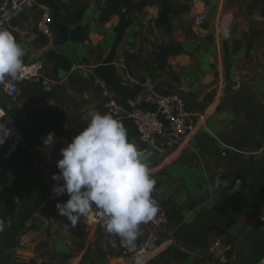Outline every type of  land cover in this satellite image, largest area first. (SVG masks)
Instances as JSON below:
<instances>
[{"label":"crops","instance_id":"obj_1","mask_svg":"<svg viewBox=\"0 0 264 264\" xmlns=\"http://www.w3.org/2000/svg\"><path fill=\"white\" fill-rule=\"evenodd\" d=\"M5 1L9 0H0V6ZM77 1L39 0L50 10V38L36 35L35 11L23 13L0 25L7 28L18 43L24 42L26 54L23 64L36 60L43 63L41 80L49 82L50 90L45 91L53 93L54 97L41 105L52 106L59 111L55 116L58 123L56 141L61 147L71 142L63 133L68 122L84 113L104 111L105 99L101 90L115 92L124 109L132 110L139 106L140 99L143 101L140 83L149 78L155 80L162 93L184 91L186 108L195 115L196 134L201 136L204 129H211L209 121L206 127L202 125L218 107L215 102L208 103L210 95L206 91L207 82L213 78L215 64L221 63L217 60L222 48L219 41L223 40L221 23L228 21L233 26L231 38L226 39L233 51L240 46L253 53L264 48V0H202L194 4L190 0H130L103 21H99L103 3L95 11V0H80V3L87 4L82 18L78 22L67 23L64 7ZM242 2L247 3V9L241 8ZM229 3L230 10L226 8ZM202 10L207 11L206 15L202 13L203 21L211 20L210 28L196 25ZM222 55L224 57V53ZM240 56V61L244 62L246 58ZM255 78L259 84L264 83L261 76ZM18 103L20 106L28 105L22 100ZM121 122L128 133V127H132L130 122ZM196 134L172 147L166 157L154 161L149 167L152 178H161L159 172L162 168L174 166L186 169L178 168V177L189 174V165L180 166V163L185 155L195 152ZM261 145L258 148L263 151L264 139ZM53 157H60L59 149ZM38 176L39 182L43 183L42 177ZM48 183L57 182L52 180ZM222 201L218 198L210 207H219ZM203 205L188 207L185 213L179 208H169V212L173 213L172 220L175 213H179L183 223H190ZM39 209L29 221V229L20 235L19 244L7 264H28L30 260L48 262L56 253L64 257V264H89L91 259L94 264H101L100 257L105 255L108 264H129L126 258L118 260L114 255L110 256V252L117 251V238L104 229L90 228L78 236L68 233V236H60L63 240L48 238L49 227L40 219ZM173 224L175 230L179 223L176 220ZM263 224L264 212L237 216L229 220L219 234L212 235V238H221L227 247L224 255L218 258L210 256L207 239L201 245L186 244L183 251L188 253V258L169 264H244L235 258V251L249 230L261 229ZM52 228L54 235L61 233L56 225ZM105 236H108L110 244L105 243ZM164 262L162 259L157 264Z\"/></svg>","mask_w":264,"mask_h":264},{"label":"rangeland","instance_id":"obj_2","mask_svg":"<svg viewBox=\"0 0 264 264\" xmlns=\"http://www.w3.org/2000/svg\"><path fill=\"white\" fill-rule=\"evenodd\" d=\"M190 1L194 4L192 0ZM230 4L226 6L228 10H230ZM246 4V2H242L240 4L241 8L247 9ZM206 12L202 10L198 14V17L202 19L201 23H196L199 27H211L209 25L211 20L203 21L205 17L202 16V13L206 15ZM231 28L233 30V26ZM219 42L222 48H220V55L217 60L221 63L218 64L217 62L215 64L213 78L211 77L207 82L208 90L206 91L210 95L208 96V103L215 102L218 107L213 111L212 117L207 119L206 123H203L204 125L201 124L206 127L207 121H209L211 129H204L205 132H201V136L200 133L196 134L198 131L195 129L197 148L193 154L185 155L182 163H180V166L189 165L191 168L189 174L186 173L178 177L179 169L186 170L185 167L174 166L169 169L167 167L166 169L162 168L159 172L161 178L155 180L156 185L152 196L157 197L165 209L169 220L168 227L171 232L174 231L175 225L173 223L176 221L172 220L173 213L169 212V208L183 209L182 211L185 213L188 207L200 206L203 203V208L213 206V201H218V197L212 188L209 175L213 172L222 171L237 172L243 163L253 161L262 155V149L258 147L262 146L264 139V83L259 84L255 77L259 75L261 80L264 78V48L257 49L253 53L252 51H245L240 46L239 49L233 51L227 45L226 39ZM222 53H224V57ZM240 55L246 58L247 61H240ZM236 56H238L237 60H233V57ZM169 93L181 95L185 99V93L182 89ZM0 98L3 99L2 96ZM205 133L209 134L205 136ZM237 143L240 144L239 148L235 146ZM38 175L37 172L31 173L32 179L39 185L37 191L40 192L42 197L39 215L43 223H47L49 227L46 236L61 239V235L68 236V233L71 234L70 222L66 217L59 214L56 203H64L67 199L63 195L55 198L52 192L55 184L44 181L39 184L40 180L38 179L40 177ZM52 225L59 227L61 231L59 235H54L51 232ZM72 235L78 236L80 234L72 233ZM212 237L208 238L207 244L213 240ZM105 238L107 239L105 243L110 244L111 241H108V236H105ZM173 243L174 240L171 237V244L167 247L172 246ZM116 247L117 251L110 252V256L114 255L118 260L126 258L129 260V264H135L136 259H140V256L134 253L124 254L120 251L118 241ZM167 247L162 248L155 256H152L146 262H142V264H157V261L162 259L165 260V264H169L171 261L177 262L161 256V253ZM181 248L183 249L185 246ZM51 260L48 261L51 264H64L65 262L64 257L57 253ZM89 261V264H94L93 259ZM108 261V257L105 255L100 257L99 262L108 264ZM120 264H123V262Z\"/></svg>","mask_w":264,"mask_h":264},{"label":"trees","instance_id":"obj_3","mask_svg":"<svg viewBox=\"0 0 264 264\" xmlns=\"http://www.w3.org/2000/svg\"><path fill=\"white\" fill-rule=\"evenodd\" d=\"M79 1L64 7V20L67 23L78 22L82 18L87 4ZM129 2L130 0H104L99 21L105 20L121 4L126 5ZM40 83L41 81L22 83L17 102L11 103L8 110L14 116L18 130L24 135V145L7 157H4L6 148H0V264L11 261L12 251L18 246L20 235L29 229V221L41 206V194L37 191L39 185L31 177L35 159L30 149L43 147L42 138L47 133L54 132L57 135L58 123L55 116L59 113L58 109L41 105L54 95L45 91ZM0 96L3 97L1 94ZM21 100L28 105L20 106L18 102ZM7 103L6 98H0V104L4 106ZM87 114L68 122L64 128V137L71 141L86 126L84 117ZM132 127H128L127 134L138 146L140 142L135 128ZM235 146L239 148L240 144ZM236 173L248 182V191L241 196L224 199L219 207L200 209L190 223H183L182 216L175 213L173 220H177L179 224L173 231L174 243L161 253L162 257L184 261L188 258V253L181 247L186 244H203L212 235L219 234L226 223L237 216L264 212V149L260 157L243 163ZM235 258L244 264L260 263L264 258V224L261 229L247 232L235 251ZM28 264L51 263L30 260Z\"/></svg>","mask_w":264,"mask_h":264},{"label":"clouds","instance_id":"obj_4","mask_svg":"<svg viewBox=\"0 0 264 264\" xmlns=\"http://www.w3.org/2000/svg\"><path fill=\"white\" fill-rule=\"evenodd\" d=\"M220 33L223 39L231 38L228 21L221 23ZM24 55L14 35L0 26V77L14 78L23 67ZM84 119L86 126L60 149L61 158L56 162L59 174L51 176L57 182L52 188L54 197L68 196L64 203H56V208L75 226L95 206L101 210L104 230L134 249L139 225L158 212L152 196L156 181L120 120L98 111L89 112ZM11 134L12 129L0 123V145ZM55 142L54 132L42 138L46 148ZM135 264L142 261L137 258Z\"/></svg>","mask_w":264,"mask_h":264},{"label":"built area","instance_id":"obj_5","mask_svg":"<svg viewBox=\"0 0 264 264\" xmlns=\"http://www.w3.org/2000/svg\"><path fill=\"white\" fill-rule=\"evenodd\" d=\"M192 1L194 3L201 2V0ZM30 11L36 12L34 27L36 35L50 38L52 36L50 10L46 4L39 2V0H9L3 2L0 6V25L6 24L11 19ZM197 22L201 23L202 19L198 17ZM43 68V63L36 60L23 64L22 69L14 78L0 77V94L8 101L4 106L0 104V115H5L0 117V123H4L12 129V134L3 145H0V148H6L4 157L9 156L19 146L24 145V135L18 130L14 116L8 112L11 103L17 102L22 83L41 81L43 89L50 90L49 82L41 80ZM140 87L145 106H137L132 110L124 109L118 102L115 92L101 90V96L105 99L104 112L111 114L120 121L128 120L135 128L140 142L137 148H154L156 151L154 160L156 161L166 157L172 147L195 132V115L187 110L186 100L181 95L162 93L152 78L146 79L140 84ZM62 147L58 146L56 141L51 148L43 146L30 149L35 159L32 172L39 173L41 167L47 166L51 168V175L53 173L59 174L56 162L61 157L55 159L53 153ZM63 197L68 199L67 194H64ZM153 198L157 203L158 212L152 219L139 225L140 235L135 242L134 249L124 246L120 238L114 235L117 238L119 250L124 254L134 253L138 256L144 254L147 256L145 257L146 260H148L162 248L171 244L173 232L169 230L166 211L159 199L155 196ZM102 224L101 210L93 206L79 219L75 226L70 224V231L73 234H81L84 230L90 228H103ZM207 251L213 258H218L225 254L227 247L223 244L221 238L216 237L207 246ZM260 262L264 263V258Z\"/></svg>","mask_w":264,"mask_h":264},{"label":"water","instance_id":"obj_6","mask_svg":"<svg viewBox=\"0 0 264 264\" xmlns=\"http://www.w3.org/2000/svg\"><path fill=\"white\" fill-rule=\"evenodd\" d=\"M104 0H95L94 10L96 11L99 8V5L103 3ZM22 48L25 50L24 42L19 43ZM138 105L143 107L144 103L140 99L138 101ZM141 153V159L144 161L149 167L154 164V156L155 149L148 147L147 149H139ZM39 174L42 179L46 182H51V168L47 166H43L39 169ZM210 183L212 184L213 189L216 191V195L219 199L224 200L230 197L241 196L248 191V182L242 179L237 173L233 172H218L211 173L209 175Z\"/></svg>","mask_w":264,"mask_h":264},{"label":"bare ground","instance_id":"obj_7","mask_svg":"<svg viewBox=\"0 0 264 264\" xmlns=\"http://www.w3.org/2000/svg\"><path fill=\"white\" fill-rule=\"evenodd\" d=\"M141 256H140V260L142 261V262H144L147 258H145V257H147L146 255H144V254H140Z\"/></svg>","mask_w":264,"mask_h":264}]
</instances>
